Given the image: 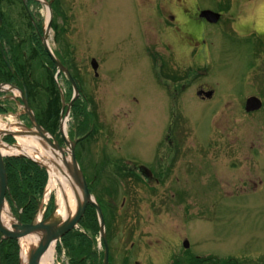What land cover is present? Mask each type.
I'll return each mask as SVG.
<instances>
[{"label":"rangeland","instance_id":"rangeland-1","mask_svg":"<svg viewBox=\"0 0 264 264\" xmlns=\"http://www.w3.org/2000/svg\"><path fill=\"white\" fill-rule=\"evenodd\" d=\"M0 1L8 30L26 39L23 47H14L18 65L13 66L0 55V69L8 70L10 65L20 70L23 83L15 87L23 90L24 96V101L19 99L18 92L12 89L0 102V120L7 126L33 132L36 129L30 110L43 133L63 149V156H70L73 147L88 188L93 183L91 196L104 217L105 237L98 209L88 205L84 215L87 221L82 218L79 229L59 239L54 264H106V246L108 264H264V50L260 48L262 36L254 33L264 30V0H195L201 10L220 9L226 19L217 27L199 24L204 31L202 39L208 44L199 52V58L194 51H200L197 47L177 56L164 52L165 46L175 43L171 37L174 34L159 31L158 40L149 46L158 57L169 59L171 66L157 70L163 82L155 84L157 92L164 96L161 102L154 89L142 87L141 78L152 76L147 68H139L140 62H148L142 52L146 43L143 32L141 37L137 29L128 34L117 32L112 37L103 23L102 0H62L56 31L48 39L53 52L58 40L62 54L73 56L72 71L83 88L79 101L77 95L73 99L72 88L64 79L54 80L45 73L50 63L38 57V51L28 42L30 21L23 1ZM47 6L46 3L40 8V16L33 13L41 20L44 31L49 22ZM236 20L243 25L254 24L247 29L237 25L236 34L232 28ZM12 31H7L6 36H13ZM113 42L115 53L109 52L107 58ZM43 46L46 49V43ZM135 52L140 58L132 56ZM112 58L116 67L108 62ZM94 59L100 66L99 78L91 66ZM173 75L187 76L188 80L168 90L163 77ZM203 85L215 91L212 100L197 96ZM153 97L158 100L155 113L149 109ZM250 97L262 100L261 109L246 112ZM144 99L151 100L148 108ZM75 102L77 110L72 111ZM169 103L173 154L166 161V179L159 187L145 185L125 169L123 172L113 160H104L103 155L97 158L101 146L106 148V139H110L106 153L109 151L112 159L136 150V156L150 162L153 154L147 157L150 153L146 155L140 145L144 138L150 140L152 133L159 144L163 130L168 128ZM162 107L164 113L159 110ZM87 133L88 155H80L85 142L78 148L75 142ZM6 138L3 141L7 145H18L13 136ZM130 141L134 147L126 145ZM47 176L37 205H43L49 194L50 175ZM119 178L125 180L124 185ZM129 178L136 185L128 183ZM16 184L19 188L18 179ZM125 197L129 201L122 208ZM6 201L13 212L10 195ZM47 202L43 221L65 225L68 221L64 219L52 222L58 211L55 192ZM36 216L33 210L29 220L15 217L20 225L28 226ZM13 234H17L15 229ZM187 241L188 250L184 248ZM3 251L10 256L7 264H21L17 236L5 239L0 232V264H6Z\"/></svg>","mask_w":264,"mask_h":264},{"label":"flooded vegetation","instance_id":"flooded-vegetation-1","mask_svg":"<svg viewBox=\"0 0 264 264\" xmlns=\"http://www.w3.org/2000/svg\"><path fill=\"white\" fill-rule=\"evenodd\" d=\"M22 1L25 6V11L30 21V26H29L30 32L28 34V37H29L28 42L31 44V46L35 47V49L38 51L37 52L38 57H41V59L46 58L48 63H50V66L46 68L45 73H47L49 76L52 75L54 80L56 77L57 78L60 77V79H64L66 83L72 88L73 99L77 95V101H79L83 94V88L81 85L82 81L79 80L77 76L74 74V71H72L73 70V64H72L73 56L71 54L67 56L62 54L61 51H63V49L60 45V42H58L57 40L55 44V51L54 52L52 51L56 59V62L58 63L57 65L55 61H53L50 58L45 47L43 46V44H45L44 39L46 38L49 39L52 36L51 34L52 31L53 32L56 31V26L58 25L57 24L58 22L57 14H59V12L62 13V10H63L62 0H45V1L42 0L43 3H40L39 0L37 1L36 0H22ZM46 3L49 5L48 11L50 10L52 14V23L50 26L51 29L49 31H48V26L46 28V31H44L41 20H39L38 17H35L36 14L40 16V8L45 6L44 4ZM102 4H103V23H104L106 30L109 33H111L112 37H115L117 35V32L122 33V34L123 33L128 34V33H132V31L135 29H137L136 33L138 36H140L141 33L143 32L142 37L145 39L146 43L143 46L142 52L144 54L143 56L146 59H148V62L139 63V60H136L135 62L139 63V68L141 65L142 67L147 68L150 74H152V76L141 78L143 79L142 87L144 89L152 88L155 90V92H157V87L155 85L157 81H158V84L163 83L161 81V76L158 75L159 71L161 69L162 70L168 69V66L170 63L169 59L167 60L166 58H163L161 56L158 57V53H156L155 50L153 51L152 46H149L150 44L152 45L154 41L157 39V35L159 34V31L161 30L162 32L169 31L171 32V34H174V36H171V37L173 38L175 43L168 44L167 46H165V48L163 49L164 52H166L167 54L170 52H173L174 53L173 55L177 56V55H183L182 54L183 51H187L188 49L189 50L195 49L197 47L198 49H200V51L197 49H195L194 51L197 52V56L199 58V55H201V53L199 52H201L202 49L206 48L205 45L208 46L206 40L202 39V34H204V31L200 29L201 26L199 24L201 25L207 24L212 27L213 26L217 27V26L222 25L223 22H226V19L223 18L224 13L220 11V9L217 11L211 10L212 12L220 15V20L216 24H212L208 22L206 19H203L201 15H202V12L206 10H201L200 5H198L199 2L195 0H116V1L115 0H102ZM33 13L35 15H33ZM0 14H1L0 15V51H1L0 55L3 56L5 59L7 58L10 64L13 63V66L18 65L20 62L18 59V55L16 54L15 48L17 50L19 48V45L20 46L22 45L23 47L22 43H24L26 39L23 40L21 34H17L13 32L11 29L8 30L7 28L8 25L5 24L3 20L1 5H0ZM253 24L254 23L252 22L248 25H243V24L238 23L237 20L232 22V25H235V26L240 25V27L242 26V28L243 26H246V29L249 27H252ZM63 26L66 28V22L64 23ZM235 26H233L232 28L237 34L238 33L237 28H239V26H237L236 28ZM256 27H259V26L257 25ZM7 31H12L13 36L7 37L6 36ZM254 33L258 34V36H262L260 48L264 50V39H263L264 30L261 32L254 30ZM251 35H253V33ZM147 38H149V41L147 40ZM113 43H112L113 50H110L109 48L106 53L107 58L110 56L108 55L109 52L114 51L113 54L115 53V43L114 44ZM254 51H256L255 48H254ZM134 55L137 58H140L139 53L135 52L132 56ZM108 62L112 65H115L116 67V61L113 60V58L108 59ZM62 67L63 69H61ZM158 67L160 70L158 69ZM169 68L171 69V66H169ZM179 70L183 71L182 68H179ZM110 71H113V69ZM19 72L20 70L18 68H14V67L12 68L10 67V65H9L8 70L1 68L0 69V85H10L11 84L13 86L20 88L21 84L23 83L22 81L23 78L21 75H19ZM97 73H98V76L96 74L95 76L99 78L100 77L99 69ZM145 73H146V70H145ZM108 76L106 78H109ZM70 77L73 79L75 85L71 82ZM163 80L167 83V84H164V86L168 90H172L173 84L175 83L183 84L187 82L188 77L173 75V78H172V76H164ZM182 89L185 90V86H182ZM61 90L62 89L59 88L57 92L59 91L58 93H60ZM157 94H158V100L164 101V96L162 95L161 91L160 93L157 92ZM8 95H10V93L4 95V97H8ZM140 96L142 97L141 94ZM197 96L204 100L205 99L212 100L215 96V91L212 89L210 90L208 86L203 85L200 87V90L197 92ZM133 99H134V102L140 103V100H138L137 98H133ZM145 100L146 99H144V101ZM155 100L156 99L153 97L152 105L149 108L151 110H155L154 113L156 112ZM149 101L151 100H146V105H145L146 107ZM75 109L77 110L76 102L74 103L72 107V111ZM159 110L164 113L165 109L162 107ZM167 114L169 115V119L166 124L168 128L166 129L165 127V129L163 130L162 135H161L162 139H160L159 144L157 142L158 140L155 138L154 134L152 133V137L150 138V140L144 138L143 143L140 145L141 150L143 148L146 155L150 153L148 154L147 157L153 154L150 162L144 159H141L139 156H136L138 155L136 154L137 153L136 150H135L136 153L134 154L116 155V157L112 159L111 153L109 151L108 153H106L108 149V144L111 143L110 139H106V142H105L107 144L106 148H103V146H101V150L99 151V154L97 153V158H101V155H103L102 158H104V160H113V162H116V164L122 169L123 172L125 173L126 171L130 172L131 174L136 176L138 181H143V183L147 186L159 187L161 183L166 179L165 177L167 173L166 161L168 162V159H170L173 154L174 144L170 136V131L172 127L171 103H169L168 105ZM146 135L147 134H145V136ZM83 137H84L83 139H80L77 141L79 143L75 142V144L77 145V148H78L81 146V143L85 142V147L79 152V154L88 155V142H87L88 133ZM133 143H134L133 141L126 142V145L134 147L135 145H133ZM141 155L142 157L145 156L142 153ZM123 169H125L126 171ZM133 178H129L127 182L128 183L131 182L135 184L136 182L133 181L135 178L134 179ZM119 179L121 183L124 185L125 180H122L121 178ZM92 188H93V183L89 185L90 192H93L94 189ZM128 201H129V198L125 197L123 200L122 208H125Z\"/></svg>","mask_w":264,"mask_h":264},{"label":"bare ground","instance_id":"bare-ground-1","mask_svg":"<svg viewBox=\"0 0 264 264\" xmlns=\"http://www.w3.org/2000/svg\"><path fill=\"white\" fill-rule=\"evenodd\" d=\"M10 89L11 88L9 86L0 85V102L3 98H5L4 95L11 93ZM17 92V95H20V98H18L24 101V96H22L23 90ZM15 93L16 92H13V96L15 95ZM2 107L3 106L0 104V108ZM33 126L36 130H34L33 132H28L22 127L7 126L2 120H0L1 160L5 164L6 169V160L23 158L39 166L50 175V184L48 187L49 194H47L46 202L43 203V205L40 204L37 206V209L35 211L37 213V216L34 219L35 224L38 225L44 222L43 215H46V210L44 209V207L45 204L48 203L47 200L49 199V196L54 192L56 193L58 201V211L52 222L55 223L56 220L59 219H64L69 222L76 215L78 207L84 202V196L82 194L81 187L75 179L72 155L70 154L71 157L66 156L64 158L60 150H58L57 148H51L48 145L47 140L43 137V134L39 132V130L35 127L34 122ZM3 135L6 137L13 136V138L18 141V145H7L6 143H4V141L8 138H3L5 139L3 141ZM6 174L8 177V191L6 193V196L10 195L12 199V193L9 187V175L7 173V170ZM13 212L6 201L0 211V221L2 223L3 229L7 232H12L14 231V229L20 226V220L16 217H19V215H21L23 211H19V209H17L16 211L13 210ZM38 217L40 219H38ZM18 235H20L19 242L22 249L21 264H31L32 256L40 249H44L45 251L41 257L42 259L39 264H54V253L56 248L55 246L57 245L59 239L51 243L48 231L41 230V228L40 230L37 229L35 233L29 230H21Z\"/></svg>","mask_w":264,"mask_h":264},{"label":"water","instance_id":"water-1","mask_svg":"<svg viewBox=\"0 0 264 264\" xmlns=\"http://www.w3.org/2000/svg\"><path fill=\"white\" fill-rule=\"evenodd\" d=\"M202 18L204 19H207L210 23H217L218 20L220 19V16L211 12V11H206V12H203L202 15H201ZM46 50L47 52L49 53L50 57L52 58L53 61H55V63L58 65V63L56 62V59L53 57V55L51 54L48 46H46ZM92 67L94 68L95 72H96V75L98 76L97 74V71L99 69V65L98 63L93 60L92 61ZM70 80L72 81V83L75 85L74 81L70 78ZM262 107V103L256 99V98H252L248 101L247 103V110L248 112H254V111H257L259 109H261ZM29 113L31 115V117L33 118L34 120V124H35V127L39 130V132H41L43 134V137L48 141V143L52 146H54L55 148H57L58 150H60V152H63V149L61 147L58 146L57 143H54L52 142L44 133H43V130L42 128L40 127V125L36 122V119H35V116L34 114L29 110ZM67 146L68 147H72L70 144H68L67 142ZM71 155H72V160H73V167H74V171H75V179L76 181L79 183L81 189H82V192H83V196H84V202L82 204V206H80V208L78 209V212L75 216L74 219H72L71 221L67 222L65 225H61V226H57V225H54V224H48L47 222H42L41 224H35V223H32L31 225H28V226H24V225H20L19 227H17L15 230L17 231V234H13L14 231L12 232H7L3 229L2 227V223L0 221V232L3 234V237L5 239H12L14 237H18L20 238V235H18L19 232H21V230H25V231H31V232H34L41 228V230H47L48 231V235H50V242H54L55 240H58L60 239L61 237H64L65 235H67L68 233H70L71 231H73L75 228H77V226L79 225L80 221L82 220V218L84 217V214L86 212V208L88 205H93L95 206L97 209H98V212H99V215H100V218H101V224H102V235L103 237H105V225H104V217L102 215V212H101V209L99 206H97V204L95 203L94 199L92 198L90 192H89V189H88V186L81 174V171L78 167V164H77V161L75 159V156H74V148L72 147L71 148ZM65 158V156H64ZM0 211L1 209L3 208L4 206V203L6 202V193L8 191V177H7V174H6V169H5V164L3 163V161L1 160V155H0ZM57 229V230H56ZM106 243V242H105ZM107 245V243H106ZM184 247L186 249H189L190 248V243L187 241L184 243ZM41 250V249H40ZM38 251L37 253L35 252V254L32 256V259H31V264H39V262L41 261V257L44 253V249H42L41 251ZM108 253H109V248L108 246H106V264H108Z\"/></svg>","mask_w":264,"mask_h":264},{"label":"trees","instance_id":"trees-1","mask_svg":"<svg viewBox=\"0 0 264 264\" xmlns=\"http://www.w3.org/2000/svg\"><path fill=\"white\" fill-rule=\"evenodd\" d=\"M6 170L9 175L12 193V207L14 211L17 209L23 211L21 215L18 214L21 220H29L31 219L33 210L36 211L37 209L38 205L36 201L38 202V199L43 195L42 192L44 191L48 179L47 172L23 158L6 160ZM17 179L20 184L19 188L16 184ZM13 184L16 186V188H14L15 190H13ZM24 185H26L27 188H23ZM84 220L87 221V218L85 217ZM5 256L7 264V258L9 260L10 256L8 253H5Z\"/></svg>","mask_w":264,"mask_h":264}]
</instances>
